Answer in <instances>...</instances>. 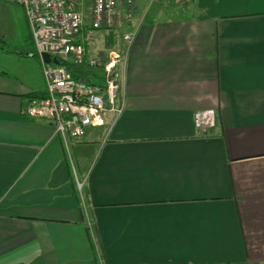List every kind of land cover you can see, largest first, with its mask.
I'll use <instances>...</instances> for the list:
<instances>
[{"label": "crops", "instance_id": "1", "mask_svg": "<svg viewBox=\"0 0 264 264\" xmlns=\"http://www.w3.org/2000/svg\"><path fill=\"white\" fill-rule=\"evenodd\" d=\"M136 5L123 114L67 142L25 113L46 85L21 8L37 59L0 66V264H264V0Z\"/></svg>", "mask_w": 264, "mask_h": 264}, {"label": "built area", "instance_id": "2", "mask_svg": "<svg viewBox=\"0 0 264 264\" xmlns=\"http://www.w3.org/2000/svg\"><path fill=\"white\" fill-rule=\"evenodd\" d=\"M0 1L23 8L42 63L46 95L28 103L25 113L30 118L49 121L67 142L84 138L89 129L106 128L109 114L116 120L123 114L124 74L138 30L123 35L126 47L122 52L94 53L91 47L97 32L132 25L136 0H91L87 7L86 0ZM44 54L57 58L61 64L46 63ZM69 67L78 71V78ZM95 69L102 72L92 79L84 77L87 70ZM216 125L214 110L195 114V126L201 136L208 135ZM83 186L78 182L80 191Z\"/></svg>", "mask_w": 264, "mask_h": 264}, {"label": "rangeland", "instance_id": "3", "mask_svg": "<svg viewBox=\"0 0 264 264\" xmlns=\"http://www.w3.org/2000/svg\"><path fill=\"white\" fill-rule=\"evenodd\" d=\"M173 2V0H171ZM182 1L187 2V0H179L180 3ZM91 0H86L85 6H89ZM126 32L125 28L120 30H110L106 33L95 34L96 36H112V37H122V35ZM104 38H100L99 43L97 44L98 50L101 49L104 51ZM91 46V44H90ZM93 48V44L92 47ZM103 48V49H102ZM31 50V37L29 29L26 26L24 20V14L21 8L15 7L14 5L8 4L6 2L0 1V51L4 52V58H0V66L6 65L9 60L17 59V63L20 65H24L25 69L31 70V61H35L37 59L36 54H32L31 58L28 57V51ZM95 50V49H94ZM105 52V51H104ZM19 54V56H13L12 54ZM35 55V56H34ZM2 57V56H0ZM22 68V67H21ZM102 71L100 69L95 70H87L84 73L85 78L92 79L95 75L100 74ZM108 116V115H107ZM106 116V118H107ZM106 133V131H105ZM81 182V181H80Z\"/></svg>", "mask_w": 264, "mask_h": 264}, {"label": "water", "instance_id": "4", "mask_svg": "<svg viewBox=\"0 0 264 264\" xmlns=\"http://www.w3.org/2000/svg\"><path fill=\"white\" fill-rule=\"evenodd\" d=\"M43 59L46 63H53L58 66L61 64V62L57 58H51L49 54H44Z\"/></svg>", "mask_w": 264, "mask_h": 264}, {"label": "trees", "instance_id": "5", "mask_svg": "<svg viewBox=\"0 0 264 264\" xmlns=\"http://www.w3.org/2000/svg\"><path fill=\"white\" fill-rule=\"evenodd\" d=\"M69 70H70V72L72 73V75L75 77V78H78L79 77V75H78V71L77 70H75V69H73V68H70L69 67ZM30 97V96H29Z\"/></svg>", "mask_w": 264, "mask_h": 264}]
</instances>
